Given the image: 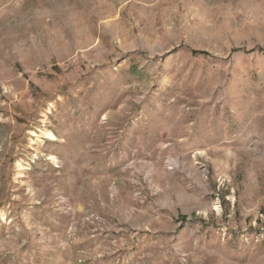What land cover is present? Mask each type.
Masks as SVG:
<instances>
[{"label":"rangeland","instance_id":"rangeland-1","mask_svg":"<svg viewBox=\"0 0 264 264\" xmlns=\"http://www.w3.org/2000/svg\"><path fill=\"white\" fill-rule=\"evenodd\" d=\"M0 264H264V0H0Z\"/></svg>","mask_w":264,"mask_h":264},{"label":"trees","instance_id":"trees-1","mask_svg":"<svg viewBox=\"0 0 264 264\" xmlns=\"http://www.w3.org/2000/svg\"><path fill=\"white\" fill-rule=\"evenodd\" d=\"M195 55H205V56H207L208 54L206 53V52H197V51H195V52H193Z\"/></svg>","mask_w":264,"mask_h":264},{"label":"bare ground","instance_id":"bare-ground-1","mask_svg":"<svg viewBox=\"0 0 264 264\" xmlns=\"http://www.w3.org/2000/svg\"><path fill=\"white\" fill-rule=\"evenodd\" d=\"M48 136L53 137V135H51L50 133L48 134Z\"/></svg>","mask_w":264,"mask_h":264}]
</instances>
